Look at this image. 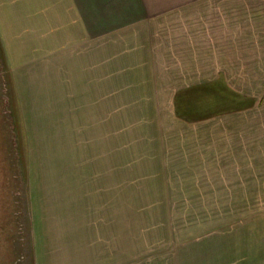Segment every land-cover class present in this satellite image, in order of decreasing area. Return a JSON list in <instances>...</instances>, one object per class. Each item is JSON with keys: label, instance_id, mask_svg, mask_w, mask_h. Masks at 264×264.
I'll return each instance as SVG.
<instances>
[{"label": "crops", "instance_id": "crops-1", "mask_svg": "<svg viewBox=\"0 0 264 264\" xmlns=\"http://www.w3.org/2000/svg\"><path fill=\"white\" fill-rule=\"evenodd\" d=\"M0 50L22 116H86L89 133L51 144L60 164L38 178L54 181L30 203L34 264H80L88 247L124 259L125 215L110 217L114 115L171 116L157 140L171 169L133 177L224 212L185 222L178 264H264V0H0Z\"/></svg>", "mask_w": 264, "mask_h": 264}, {"label": "rangeland", "instance_id": "rangeland-1", "mask_svg": "<svg viewBox=\"0 0 264 264\" xmlns=\"http://www.w3.org/2000/svg\"><path fill=\"white\" fill-rule=\"evenodd\" d=\"M2 58L0 52V264H34L30 203L40 182L47 187L54 181L52 178H38L60 164L58 159H53L51 144L58 142L62 131L65 138H78L84 143L89 133L86 116H47L51 120L57 118L59 125L56 119L48 123L44 116H39L35 123L22 116L16 95L11 93ZM163 120L172 118L169 115L110 116V146H107L111 156L110 188L116 191L110 195V217L114 222H118L120 217L122 222V214L125 215L124 233L120 239L124 244V259L121 258L123 251L119 257L116 250H111L109 261L96 252V247L93 253L88 247L81 251L80 264H178L185 222L187 232L192 230V226H188L191 222L220 221L217 218L224 212L193 210L192 206L182 202L180 185L169 188L166 179L133 177L138 173L154 177L160 165L171 169L175 157L158 155V130L167 128L161 123ZM57 126L64 129L59 131ZM123 143L125 147H122ZM122 150L126 154L123 194L118 185L121 179L117 175V159ZM77 154L83 153L79 150ZM169 191L171 193H166ZM121 205L124 211L120 210L118 216L119 212L115 213L114 207ZM120 232L114 233L116 239Z\"/></svg>", "mask_w": 264, "mask_h": 264}]
</instances>
